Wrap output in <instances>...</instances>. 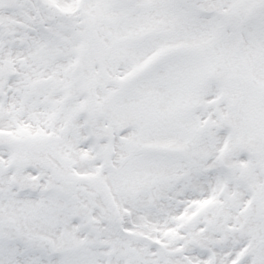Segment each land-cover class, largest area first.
<instances>
[{
	"label": "snow or ice",
	"instance_id": "1",
	"mask_svg": "<svg viewBox=\"0 0 264 264\" xmlns=\"http://www.w3.org/2000/svg\"><path fill=\"white\" fill-rule=\"evenodd\" d=\"M0 264H264V0H0Z\"/></svg>",
	"mask_w": 264,
	"mask_h": 264
}]
</instances>
